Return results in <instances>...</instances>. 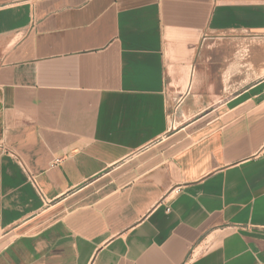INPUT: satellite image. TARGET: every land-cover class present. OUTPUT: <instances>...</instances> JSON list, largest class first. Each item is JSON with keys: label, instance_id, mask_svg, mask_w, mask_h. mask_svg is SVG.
<instances>
[{"label": "crops", "instance_id": "0c3cea01", "mask_svg": "<svg viewBox=\"0 0 264 264\" xmlns=\"http://www.w3.org/2000/svg\"><path fill=\"white\" fill-rule=\"evenodd\" d=\"M233 31L264 0H0V264H264V58L196 57Z\"/></svg>", "mask_w": 264, "mask_h": 264}, {"label": "rangeland", "instance_id": "374dc122", "mask_svg": "<svg viewBox=\"0 0 264 264\" xmlns=\"http://www.w3.org/2000/svg\"><path fill=\"white\" fill-rule=\"evenodd\" d=\"M259 51L264 58V36L245 31L209 33L196 57L219 59L222 64L219 67L220 75L223 76L220 91L229 96L243 90L247 83L259 76L255 67V58ZM203 67L210 69L209 65L208 68L202 65ZM172 122L174 123L173 118Z\"/></svg>", "mask_w": 264, "mask_h": 264}, {"label": "bare ground", "instance_id": "6f19581e", "mask_svg": "<svg viewBox=\"0 0 264 264\" xmlns=\"http://www.w3.org/2000/svg\"><path fill=\"white\" fill-rule=\"evenodd\" d=\"M190 72V71H189ZM187 76V81L191 80V76L192 74L190 75V73L186 74ZM194 75V74H193ZM261 75V74H260ZM193 78V77H192ZM192 82V81H191ZM189 84H190V81H189ZM190 86V85H189ZM193 86V85H192Z\"/></svg>", "mask_w": 264, "mask_h": 264}]
</instances>
